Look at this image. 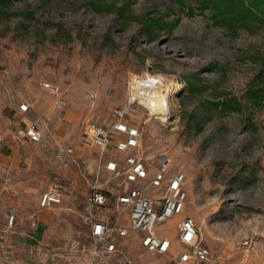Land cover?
<instances>
[{
    "label": "rangeland",
    "instance_id": "rangeland-1",
    "mask_svg": "<svg viewBox=\"0 0 264 264\" xmlns=\"http://www.w3.org/2000/svg\"><path fill=\"white\" fill-rule=\"evenodd\" d=\"M187 12L173 0L0 4V264H120L113 256L96 261L89 251L79 209L90 175L83 177L75 163L82 168L79 157L88 154L77 140L92 124L109 123L133 76L146 72L171 85L172 123L150 115L143 103L132 105L143 154L153 160L151 172L166 157L169 173L186 175L185 207L157 222V234L171 237L176 253L177 223L189 216L216 264H264V83L255 62L264 28L232 30L195 6ZM148 17L178 22L147 34L140 21ZM22 100L30 103L26 112L18 110ZM30 121L43 133L40 142L17 134ZM56 176L72 180L73 190L63 203L41 207ZM122 223L129 227L126 217ZM137 234L119 237V247L141 254L144 264L166 258L144 252ZM249 235L256 239L252 251L239 246Z\"/></svg>",
    "mask_w": 264,
    "mask_h": 264
},
{
    "label": "built area",
    "instance_id": "built-area-1",
    "mask_svg": "<svg viewBox=\"0 0 264 264\" xmlns=\"http://www.w3.org/2000/svg\"><path fill=\"white\" fill-rule=\"evenodd\" d=\"M43 85L57 91L49 82H43ZM134 92L135 89L130 87L125 104L111 110L109 123L92 124L77 140L79 147L90 154L88 159H80L82 168L78 161L75 163L83 177L90 175L80 217L90 226L91 253L100 259L113 256L121 264H144L140 260L141 254L133 255L117 243L119 237H125L133 230L138 232L139 245L144 252L157 259L166 256L157 264H216L217 258L202 242L199 228L191 217H184L177 223L176 240L182 248L176 253H172L174 240L157 234V222L181 213L185 207L183 187L186 175L181 169L169 173L171 161L166 157L157 169L150 171L153 160L144 156L140 127L132 122L131 107L137 103ZM29 109L28 101L19 102L20 112ZM17 134L31 142L43 139L37 121L21 125ZM57 153L61 158L65 149L60 146ZM69 187L67 179L53 177L40 196V206L52 207L60 203ZM125 217L129 227L122 223ZM13 221L14 215L10 212L8 228ZM255 243L254 235H249L239 246L252 251Z\"/></svg>",
    "mask_w": 264,
    "mask_h": 264
},
{
    "label": "trees",
    "instance_id": "trees-1",
    "mask_svg": "<svg viewBox=\"0 0 264 264\" xmlns=\"http://www.w3.org/2000/svg\"><path fill=\"white\" fill-rule=\"evenodd\" d=\"M9 0H0V4H5ZM180 7L187 9L188 15L193 14V8L200 12H207L208 18L214 24L227 27L229 29L240 28L246 31H254L255 28H264V0H173ZM96 10L101 7L93 5ZM161 18L148 17L140 21L143 30L148 34L153 28H162L167 31L172 29L178 22V18L172 21L160 23ZM255 62L258 70L256 78L260 83H264V49L257 56ZM258 83V84H260ZM256 92V90H253ZM216 101L215 104H222ZM227 104V103H226ZM229 104V103H228ZM229 106V105H228ZM229 108V107H227Z\"/></svg>",
    "mask_w": 264,
    "mask_h": 264
},
{
    "label": "bare ground",
    "instance_id": "bare-ground-1",
    "mask_svg": "<svg viewBox=\"0 0 264 264\" xmlns=\"http://www.w3.org/2000/svg\"><path fill=\"white\" fill-rule=\"evenodd\" d=\"M130 87L135 89L137 102L143 103L150 115H154L161 122L172 123V112L168 103L172 92L170 84H164L161 77H154L146 72L145 75H134Z\"/></svg>",
    "mask_w": 264,
    "mask_h": 264
},
{
    "label": "crops",
    "instance_id": "crops-1",
    "mask_svg": "<svg viewBox=\"0 0 264 264\" xmlns=\"http://www.w3.org/2000/svg\"><path fill=\"white\" fill-rule=\"evenodd\" d=\"M132 122H134L133 120H132ZM135 123V122H134ZM24 125V124H23ZM26 140H28L27 138H25ZM29 141V140H28ZM1 143V142H0ZM85 151H87V150H85ZM87 154H88V156L86 157V158H83V157H79L80 159H83V160H86V159H88V157H89V151H87ZM79 159V160H80ZM69 182H70V187H69V189L68 190H66L65 192H64V194H63V196H62V200H61V202L60 203H58V204H61V203H63V201L65 200V198L67 197V196H69V194H71V192H72V190H73V188H71V186H73V184H72V180L70 181L69 179H67ZM85 198H86V192H85V196H84V199H83V201H82V204H81V207H80V209H79V216H80V212H81V210H82V207H83V205H84V203H85ZM44 208H48V207H44ZM50 208V207H49ZM10 212H12L13 213V210L12 209H8V211H7V217L9 216V214H10ZM84 223V222H83ZM85 225H87L88 226V228H89V233H90V226L88 225V224H86V223H84ZM90 235V234H89ZM135 236V234L133 235V237ZM2 241V235L0 234V242ZM89 251L91 252V249H89ZM92 254V253H91ZM150 254V253H149ZM152 255V254H151ZM100 258H96V261L97 260H99ZM121 264V263H120Z\"/></svg>",
    "mask_w": 264,
    "mask_h": 264
}]
</instances>
